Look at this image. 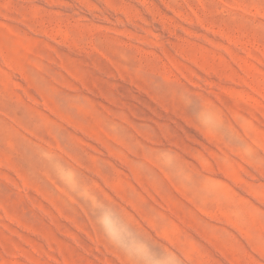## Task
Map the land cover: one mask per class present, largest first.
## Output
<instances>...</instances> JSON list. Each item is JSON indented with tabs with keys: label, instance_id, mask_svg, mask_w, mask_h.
<instances>
[{
	"label": "rangeland",
	"instance_id": "obj_1",
	"mask_svg": "<svg viewBox=\"0 0 264 264\" xmlns=\"http://www.w3.org/2000/svg\"><path fill=\"white\" fill-rule=\"evenodd\" d=\"M97 206L183 264H264V0H0V264H130Z\"/></svg>",
	"mask_w": 264,
	"mask_h": 264
},
{
	"label": "clouds",
	"instance_id": "obj_2",
	"mask_svg": "<svg viewBox=\"0 0 264 264\" xmlns=\"http://www.w3.org/2000/svg\"><path fill=\"white\" fill-rule=\"evenodd\" d=\"M189 104L193 108L196 123L203 130L216 136L223 134L229 142L234 139V132L224 127L223 118L211 105L191 100ZM163 158L171 161L173 156L166 153ZM169 171L178 182L192 186L180 170L170 168ZM59 175L63 182L75 185V178L70 171L61 169ZM96 225L104 239L121 252L130 264H183L182 254L178 250L150 244L134 232L119 213L106 206H97Z\"/></svg>",
	"mask_w": 264,
	"mask_h": 264
}]
</instances>
